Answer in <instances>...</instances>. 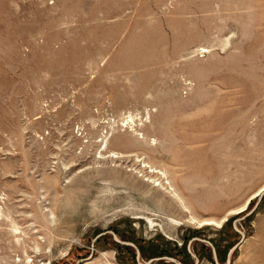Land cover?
<instances>
[{
    "label": "rangeland",
    "instance_id": "obj_1",
    "mask_svg": "<svg viewBox=\"0 0 264 264\" xmlns=\"http://www.w3.org/2000/svg\"><path fill=\"white\" fill-rule=\"evenodd\" d=\"M0 264H264V0H0Z\"/></svg>",
    "mask_w": 264,
    "mask_h": 264
},
{
    "label": "bare ground",
    "instance_id": "obj_2",
    "mask_svg": "<svg viewBox=\"0 0 264 264\" xmlns=\"http://www.w3.org/2000/svg\"><path fill=\"white\" fill-rule=\"evenodd\" d=\"M179 198H180V197H179ZM245 206H246V205H245ZM192 219H196V218H194V217L192 218V217H191V220H192ZM196 220H197V219H196ZM193 221H194V220H193ZM198 221H199L200 224H201V223H206V224H207V223H208V224L210 223V222H207V221L204 222L203 220H198Z\"/></svg>",
    "mask_w": 264,
    "mask_h": 264
}]
</instances>
